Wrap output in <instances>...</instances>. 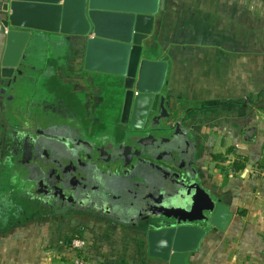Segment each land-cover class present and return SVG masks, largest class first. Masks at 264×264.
<instances>
[{
    "label": "crops",
    "instance_id": "0c3cea01",
    "mask_svg": "<svg viewBox=\"0 0 264 264\" xmlns=\"http://www.w3.org/2000/svg\"><path fill=\"white\" fill-rule=\"evenodd\" d=\"M9 3L0 0V67L7 42L4 20L10 13ZM85 40L69 41L70 59H63L60 51L54 55L55 66H38L35 59L27 69L35 78H56L68 90L67 106L56 94L54 107L50 104L45 108L41 103L33 113L27 107L36 95L29 94L24 115H35L30 120L35 125L44 112H50L55 122L121 123V108L106 115L98 108L100 96L108 97L109 93L105 80L90 74L91 89L81 91L88 112L76 114L73 98L80 90L73 78L75 49L81 50L84 62ZM150 42L155 46L152 58L168 62L164 85L168 116L160 125L182 128L187 142L184 150L195 168V183L208 200L227 205L232 214L223 230L210 225L207 217L201 218L198 226L206 234L190 253L189 264H264V0H162ZM98 82L104 95L94 86ZM1 90L0 84V119H6L4 105L10 93ZM13 114L15 122L25 119L17 111ZM15 129L22 130L20 125ZM238 165L243 167L237 170ZM199 211L205 216L212 213L210 209ZM37 215L0 230V264H74L69 239L80 238L77 235L89 241L88 264H168L145 256L140 249L130 254V242L139 240L136 235L123 241L124 247L118 251L116 226L88 222L86 229L78 230L76 220Z\"/></svg>",
    "mask_w": 264,
    "mask_h": 264
},
{
    "label": "flooded vegetation",
    "instance_id": "af4514ba",
    "mask_svg": "<svg viewBox=\"0 0 264 264\" xmlns=\"http://www.w3.org/2000/svg\"><path fill=\"white\" fill-rule=\"evenodd\" d=\"M57 37L55 40L46 32H37L27 46V59L22 61L20 80L5 82L1 90L10 94L9 102L4 105L8 114L6 119H0V168L18 174L27 187L28 202L18 205L19 202L11 196H0V225L14 226L35 218L37 214L41 217L76 215L72 219L78 220V230L86 229L88 221L106 223L109 227L134 228L147 240L150 229L198 225L201 218L206 217L200 215L197 206L203 190L195 183V168L187 153L179 161L187 144L185 132L180 127L167 129L165 133L157 132L152 126L156 122L163 123L166 117L162 112L150 111L149 117L155 120L148 121L140 133L127 129L122 123L108 126L105 125L107 123L91 121L85 126L78 121L70 124L55 122L50 112H44L35 125L30 121L35 115H24L27 113L24 104L30 94L27 87L31 82L27 78L30 69L25 67L31 66L35 59L40 61L44 45L49 48L66 44L68 35L57 34ZM95 76L100 77L98 74ZM109 78L112 98L107 108L111 113L114 107L122 106V95L119 78ZM99 83L94 86L98 88ZM98 92L104 95L103 89L98 88ZM74 97L77 99L74 105L76 114L87 113L88 107L81 91H75ZM100 97L98 108L103 110L109 99ZM27 110L29 112L28 107ZM15 111L25 116L17 122L21 131L7 127L9 123L13 124ZM121 128L127 134L123 141L116 136ZM160 165L170 168L171 174ZM174 174L179 177H174ZM163 181L179 187L177 197H172V205H183V197L200 190L193 196L192 205L195 206L179 213L175 208H161L157 202H150L149 189H159ZM32 205L36 207L35 211Z\"/></svg>",
    "mask_w": 264,
    "mask_h": 264
},
{
    "label": "water",
    "instance_id": "95a60500",
    "mask_svg": "<svg viewBox=\"0 0 264 264\" xmlns=\"http://www.w3.org/2000/svg\"><path fill=\"white\" fill-rule=\"evenodd\" d=\"M161 3L162 0H10V13L4 20L8 31L0 67L1 86L20 80L27 46L37 32L84 37V69L119 78L121 123L140 133L148 121L155 120L149 117L150 111L168 116L164 101L168 62L152 58L155 46L150 42ZM118 109L114 107L113 111ZM152 127L167 131L157 122ZM116 136L125 140L126 130L121 128ZM185 153L183 149L179 161ZM160 166L171 174L170 168ZM198 206L212 211L206 217L210 225L221 230L232 217L227 205H215L202 193ZM205 234L206 230L195 224L150 229L148 254L168 264H189L190 253Z\"/></svg>",
    "mask_w": 264,
    "mask_h": 264
},
{
    "label": "rangeland",
    "instance_id": "374dc122",
    "mask_svg": "<svg viewBox=\"0 0 264 264\" xmlns=\"http://www.w3.org/2000/svg\"><path fill=\"white\" fill-rule=\"evenodd\" d=\"M49 35H51V38L56 39L57 37V33H47ZM76 37V38H74ZM74 39L75 41H80L83 42L84 38H81L79 36H70L68 35L66 44H64L63 46H61L60 44H58L57 46H52L49 48H46V45H44L43 49H42V55L41 59L38 63V66L41 65H45V64H53V66H55L56 64V57H54V55H56L57 53H59L61 51V53H63V59H70L72 57V51H70V46H69V41L71 39ZM86 42V40H85ZM61 47V48H60ZM60 48V49H59ZM76 60L74 62V65L76 67V71L74 74V81H75V86L77 89H79L80 91H87L90 90L91 85H88V77L89 74L92 75L90 73V71H86L84 70V62H83V54L80 53L78 49V47L76 46ZM48 55V56H45ZM26 69L30 68L28 66L25 67ZM34 74V72L30 69L28 72L29 78L31 81V85H28V93H30L31 95H36L35 96V101H33L32 103H29V111H31L33 113L34 110L39 109L41 106L45 107V108H50V104H52V106L54 107V103L53 101L56 98V94L60 95V101H62V104H64L65 106H67V89L64 87H62L58 82L56 78H49L47 79V83L46 80L44 79V76H36L33 77L32 75ZM37 74V73H36ZM98 75H100V78L105 82L104 87H107V91L109 93L108 95V102L105 105V107H103V114L106 115L107 112L109 113V109L107 108L109 106V102L111 101L112 98V89L110 88V84L108 83V81H110L109 77H112L111 75H107V74H101V73H97ZM94 74L93 76L97 75ZM96 77V76H95ZM73 81V80H72ZM45 82V83H44ZM49 86V87H48ZM48 87V88H47ZM69 89H72V86H68ZM33 89V90H32ZM80 93V92H79ZM64 97V98H63ZM74 103L76 104L77 99L74 97ZM34 103V104H33ZM43 104L40 106V104ZM49 103V104H47ZM79 103V102H77ZM78 111H82V109L77 108ZM12 123H9V126L7 125V127L9 128H14L15 126H17V122H15L12 119ZM85 126H88V123L86 122H82ZM110 126L109 124H105ZM103 125L102 127L105 128H109L107 126ZM19 126V125H18ZM25 129V128H24ZM23 129V130H24ZM26 130V129H25ZM1 139V137H0ZM1 143V140H0ZM2 145L0 144V149H1ZM1 160V158H0ZM1 172H3V176L1 175ZM17 173H14V171H10L8 169H2L0 168V196L7 194L6 196H11L13 199L16 200V202H19L18 205H24L28 202V196L26 195V189L27 187L24 186V183L20 180V178L17 176ZM30 186V185H29ZM177 185L173 184V183H168L166 181H163L160 185V188H153L149 189L150 191V202H157L158 204H160L159 206L161 208H175L177 209L176 212L179 213H185L186 210L189 207L195 206L192 205L194 203V198L193 196L196 194H199L201 191L200 190H195V193L192 192L191 195H186L185 197H183V205H172L173 200L172 197H177V191H178ZM4 202V201H3ZM2 205V204H1ZM45 216H47V213L44 212ZM41 217V216H40ZM73 217H76V215H70L69 217H64L63 219L65 220H75L72 219ZM41 218H44L43 216ZM83 220V219H82ZM78 223V220L74 221ZM89 222V221H88ZM87 222V223H88ZM116 229L118 230L119 233L114 234V236L119 237L116 238V244L115 246L117 247V250L121 251L123 246V241H130L129 237H134L135 235L139 237L138 242H130V246L128 249L130 254H135L139 249L142 250V252L145 254V256L149 255L148 254V241L147 238L139 233H135L137 230L134 228L131 229H126L125 227H121V226H116ZM129 231H131V233H129ZM132 236H129V234ZM124 237V238H122ZM127 238V239H126ZM140 241V242H139ZM142 244L138 245V244Z\"/></svg>",
    "mask_w": 264,
    "mask_h": 264
},
{
    "label": "built area",
    "instance_id": "2783aa9c",
    "mask_svg": "<svg viewBox=\"0 0 264 264\" xmlns=\"http://www.w3.org/2000/svg\"><path fill=\"white\" fill-rule=\"evenodd\" d=\"M71 248L74 252V264H88L86 253L89 249V241L86 238H74Z\"/></svg>",
    "mask_w": 264,
    "mask_h": 264
},
{
    "label": "trees",
    "instance_id": "16d2710c",
    "mask_svg": "<svg viewBox=\"0 0 264 264\" xmlns=\"http://www.w3.org/2000/svg\"><path fill=\"white\" fill-rule=\"evenodd\" d=\"M243 166H241V165H238L237 167H236V169L238 170V169H241ZM1 206V205H0ZM5 227L4 226H1L0 225V230H2V229H4ZM76 237H80V238H85V237H83L82 235H77Z\"/></svg>",
    "mask_w": 264,
    "mask_h": 264
}]
</instances>
